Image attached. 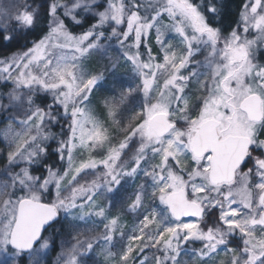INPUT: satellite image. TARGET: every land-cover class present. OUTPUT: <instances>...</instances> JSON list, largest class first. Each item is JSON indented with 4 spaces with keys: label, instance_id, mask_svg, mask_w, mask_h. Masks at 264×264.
<instances>
[{
    "label": "snow or ice",
    "instance_id": "6c2138e0",
    "mask_svg": "<svg viewBox=\"0 0 264 264\" xmlns=\"http://www.w3.org/2000/svg\"><path fill=\"white\" fill-rule=\"evenodd\" d=\"M227 8L0 5V264H264V0Z\"/></svg>",
    "mask_w": 264,
    "mask_h": 264
},
{
    "label": "trees",
    "instance_id": "16d2710c",
    "mask_svg": "<svg viewBox=\"0 0 264 264\" xmlns=\"http://www.w3.org/2000/svg\"><path fill=\"white\" fill-rule=\"evenodd\" d=\"M40 0H37V3H39ZM228 8H227V21L229 24L232 23L233 20L238 19V11H239V7L241 5V3L243 2V0H226ZM12 3V0H8V6H10ZM26 39H31L30 36H25V35H21L17 41L15 42L14 46H20L23 45L25 43ZM17 51L16 48H12L10 51L7 52L8 55L11 54V52ZM8 89L6 87H3L2 85H0V92H6ZM55 131H59V129H55ZM1 145V144H0ZM2 148V146L0 147ZM3 168V160L0 159V169ZM39 174V173H37ZM4 174L2 172H0V177H3ZM54 256H56V254L58 253V247L53 251Z\"/></svg>",
    "mask_w": 264,
    "mask_h": 264
},
{
    "label": "rangeland",
    "instance_id": "374dc122",
    "mask_svg": "<svg viewBox=\"0 0 264 264\" xmlns=\"http://www.w3.org/2000/svg\"><path fill=\"white\" fill-rule=\"evenodd\" d=\"M0 5H3L5 7H7L8 6V0H0ZM0 144H1L0 147L1 146L3 147V144L2 143H0ZM186 163H190V161H187ZM81 177L84 178V179H89V180L92 179V178H94L92 175H86L85 173H82L81 174ZM78 179H80V178L78 177ZM131 191L132 190L129 189V193H131ZM116 211H117V209H113V214H115ZM134 222H135V220H134V217L132 215H126V216H124V218L122 220V223L125 225L126 230ZM232 246L235 247L236 245L233 244ZM59 251H60V249L58 247V252ZM54 258H55L54 253H52V257L50 258V262ZM185 258L187 259L188 257H185ZM221 259H223V256L221 257ZM93 260L96 262V264H104L102 257H93Z\"/></svg>",
    "mask_w": 264,
    "mask_h": 264
},
{
    "label": "water",
    "instance_id": "95a60500",
    "mask_svg": "<svg viewBox=\"0 0 264 264\" xmlns=\"http://www.w3.org/2000/svg\"><path fill=\"white\" fill-rule=\"evenodd\" d=\"M193 219H195V218H193Z\"/></svg>",
    "mask_w": 264,
    "mask_h": 264
}]
</instances>
